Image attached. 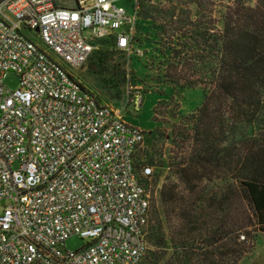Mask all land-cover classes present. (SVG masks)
<instances>
[{
  "label": "built area",
  "instance_id": "1",
  "mask_svg": "<svg viewBox=\"0 0 264 264\" xmlns=\"http://www.w3.org/2000/svg\"><path fill=\"white\" fill-rule=\"evenodd\" d=\"M73 1L0 0V264H140L148 248L154 165L123 115L141 94L113 108L62 65L131 52L138 0Z\"/></svg>",
  "mask_w": 264,
  "mask_h": 264
},
{
  "label": "trees",
  "instance_id": "2",
  "mask_svg": "<svg viewBox=\"0 0 264 264\" xmlns=\"http://www.w3.org/2000/svg\"><path fill=\"white\" fill-rule=\"evenodd\" d=\"M163 1L140 11L169 53L163 75L201 102L172 126L175 179L140 264H238L264 232V0H231L220 26L216 0Z\"/></svg>",
  "mask_w": 264,
  "mask_h": 264
},
{
  "label": "rangeland",
  "instance_id": "3",
  "mask_svg": "<svg viewBox=\"0 0 264 264\" xmlns=\"http://www.w3.org/2000/svg\"><path fill=\"white\" fill-rule=\"evenodd\" d=\"M148 0H138V12L134 25L133 45L131 52L95 50L88 60L79 68L65 66L69 72L98 99L113 108H120L131 91L136 89L141 94V104L138 110H133L131 104H126L123 115L126 121L145 132L144 153L154 165V181L152 190V210L147 233V251L154 248L152 239L156 227L157 216L162 218L161 206L158 201V190L161 184L174 176L168 172L167 162L177 151L171 139L172 126L178 124L182 118L191 113L201 102L199 87L185 88L173 94L171 85L163 75L168 60V51L160 46L157 28L151 21L141 15L142 6ZM151 3L164 2L150 0ZM253 3L254 0H248ZM58 5L73 6V0H55ZM231 0H216L212 16L221 25L220 13ZM27 36L41 45L36 32L28 31ZM52 56L54 54L48 51ZM7 89L17 87V76L8 72L3 80ZM215 181V180H214ZM84 240L71 236L64 246L69 250L80 248ZM145 262V258L142 263ZM238 264H264V232L257 233L253 249L245 255Z\"/></svg>",
  "mask_w": 264,
  "mask_h": 264
}]
</instances>
